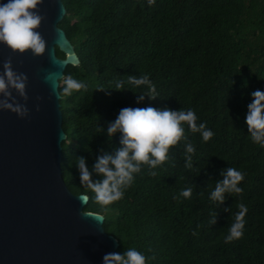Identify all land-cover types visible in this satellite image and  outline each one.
Returning a JSON list of instances; mask_svg holds the SVG:
<instances>
[{
	"label": "trees",
	"instance_id": "1",
	"mask_svg": "<svg viewBox=\"0 0 264 264\" xmlns=\"http://www.w3.org/2000/svg\"><path fill=\"white\" fill-rule=\"evenodd\" d=\"M62 3L66 13L58 27L79 58L63 74L88 85L59 100L66 135L61 171L73 194L86 191L76 158L84 157L91 169L102 149L120 146L119 133L111 141L106 133L122 108L191 109L197 123L214 132L204 142L188 131L196 148L192 170L185 168L181 142L157 176L144 166L121 201L105 210L89 200L85 210L103 215L116 252L136 247L149 264H264V148L252 142L246 125L251 93L264 91V0H156L151 7L148 0ZM56 55L65 57L58 49ZM129 75H147L157 99L137 103L146 87L125 84L123 92L114 91V81ZM229 167L246 173L243 193L219 205L210 191ZM189 186L193 195L186 199L180 193ZM241 202L248 208L244 236L225 243ZM213 211L217 223L210 225Z\"/></svg>",
	"mask_w": 264,
	"mask_h": 264
},
{
	"label": "clouds",
	"instance_id": "2",
	"mask_svg": "<svg viewBox=\"0 0 264 264\" xmlns=\"http://www.w3.org/2000/svg\"><path fill=\"white\" fill-rule=\"evenodd\" d=\"M44 0H6L0 2V44L6 45L13 54L25 55L31 53L34 57H43L47 53L50 62L56 66H67L71 62V54L65 53L64 58L56 55L57 49L64 51V37L58 36V43L52 52L48 51L47 41L38 31L45 17L39 14L40 6ZM156 0H148V5L154 6ZM58 32L61 29L58 27ZM54 53V54H53ZM54 94L63 98L73 93L87 91L88 85L75 79L72 75L48 71L44 76ZM28 76L23 72L14 70L12 59L3 63L0 72V112L8 111L16 114L21 119L30 116L27 107L29 96L27 92ZM125 84L135 88L146 87L147 94L137 95V103L144 101L145 97L156 100L158 93L156 85L147 75H129L114 81L115 90L123 92ZM102 91V90H101ZM15 93V95H14ZM252 102L248 104L246 125L253 143L264 148V91L255 90L251 93ZM19 97V99L17 98ZM42 101V97H38ZM23 100V103H21ZM39 111V105L36 108ZM198 116L194 110L174 111L171 109H157L154 107L132 108L126 107L119 111L115 121L107 126L109 141L119 133L120 146L112 151L101 150L91 169L87 166L84 157L76 158L82 188L86 191L76 196L83 205H87L94 198L95 203L102 209L121 201L127 189L135 182V176L147 166L149 175H158L157 168L171 161L170 150L184 144L185 168L193 169V156L196 148L189 141L188 131L199 133L204 142L214 137V132L208 129L206 123H197ZM101 132L105 130L99 128ZM66 136V135H65ZM64 143L66 140L63 141ZM63 143V144H64ZM93 174L100 179H93ZM223 179L215 182V187L210 191V199L214 203L223 205L227 196L242 195L240 187L245 180L246 173L229 167L221 172ZM92 193L89 196L88 193ZM203 195V193H200ZM186 199H191L193 186L186 187L180 193ZM234 221L228 227L225 243L240 240L244 236L247 206L241 202L236 205ZM86 208V207H85ZM81 212L83 217H97L104 221L102 214L86 211ZM224 211H230L225 208ZM218 213H210V225L217 223ZM197 235V233H193ZM149 257L138 251L136 247H128L123 254L119 252L107 253L103 257L104 264H149Z\"/></svg>",
	"mask_w": 264,
	"mask_h": 264
},
{
	"label": "water",
	"instance_id": "3",
	"mask_svg": "<svg viewBox=\"0 0 264 264\" xmlns=\"http://www.w3.org/2000/svg\"><path fill=\"white\" fill-rule=\"evenodd\" d=\"M65 13L62 0H44L39 14L45 20L38 31L49 52L63 36L64 51L58 50L71 54L68 65L78 66L74 47L62 29L57 31ZM9 58L14 70L29 78L30 116L0 112V264H104V255L116 252L118 242L104 231L103 220L81 215L86 205L67 188L61 171L66 136L60 98L44 76L48 71L62 76L66 66L52 64L47 53L13 54L0 44V72Z\"/></svg>",
	"mask_w": 264,
	"mask_h": 264
}]
</instances>
